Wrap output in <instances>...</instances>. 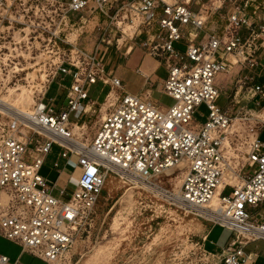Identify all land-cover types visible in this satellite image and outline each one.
Listing matches in <instances>:
<instances>
[{
    "label": "built area",
    "instance_id": "2783aa9c",
    "mask_svg": "<svg viewBox=\"0 0 264 264\" xmlns=\"http://www.w3.org/2000/svg\"><path fill=\"white\" fill-rule=\"evenodd\" d=\"M262 3L0 0L1 235L47 264H60L76 238L89 231L108 178L105 168L112 167L122 172L130 187L167 195L177 207L232 231L222 251L209 252L212 261L203 264H255L257 253L246 251V246L264 239V210L252 211L264 203V117L256 116L264 110V73H256L257 80L248 87L254 107L235 112L218 104V76L239 63L250 69L259 65L264 25L256 29L249 7L257 9ZM221 12L224 26L208 31L209 19ZM258 18L264 21V11ZM108 21L114 25L118 50L126 45L119 35H127L132 42L124 54H131L133 41L139 39L142 51L160 62L167 75L158 77L157 89L175 100L171 106L155 100L152 91L129 92L121 78L109 76L99 59L101 43L94 50L79 45L92 23ZM136 73L149 83L140 66ZM254 76L238 81L234 108L246 80ZM100 81L110 86L105 114L91 143L84 145L73 126L80 124L85 134L84 117L96 104L90 90ZM55 83L58 96L66 90L64 105H57L58 97L47 101ZM22 88L36 99L29 112L3 100ZM202 103L209 115L199 124L193 115ZM54 144L68 162L76 151L79 173L75 187L59 195L52 193L55 184L49 185L41 174ZM169 169L181 175L179 191L162 183L163 175H172ZM0 264L24 263L0 253Z\"/></svg>",
    "mask_w": 264,
    "mask_h": 264
},
{
    "label": "rangeland",
    "instance_id": "374dc122",
    "mask_svg": "<svg viewBox=\"0 0 264 264\" xmlns=\"http://www.w3.org/2000/svg\"><path fill=\"white\" fill-rule=\"evenodd\" d=\"M263 5L264 3L257 9L253 6L249 7V12L255 19L258 31L264 25L263 20L257 19V15H263ZM254 10H257V14H254ZM222 13H217L209 19L208 31L221 29L224 26L225 21ZM113 28L114 25L109 21L106 23H92L89 28L91 32L79 38V45L88 50H94L101 43L99 59H103L106 72L109 71V76H119L128 91L145 93V78L123 66L132 59L133 55L139 52H143L144 56L150 57V55L144 53L139 47V39L133 41L135 46L132 53L124 54L123 51L132 42L127 39L129 38L127 35L122 38L119 35L121 39L119 42H124L126 45H124L123 51L118 50V37L113 38ZM128 34L130 35L132 32ZM103 36H105L106 42L102 41ZM107 43L112 44L110 49L105 51ZM258 63V66L251 69L239 63L234 65L231 71L221 73L218 76V84L221 90L218 104L223 109L228 112H235L239 107H254V102L249 96L248 87L257 80L256 73H264L261 66V64H264V49L261 50ZM110 67L111 69H109ZM158 74L163 77L167 75L164 68H161ZM245 76H254V78L253 80H246V84L238 94L240 103L234 108L232 99L239 89L238 81L241 80V83H243ZM108 90H110V86L102 87L99 83L94 84L91 88V96L94 99L98 98V102L93 107V110L96 111L91 110L84 117L86 128L83 138L88 142L92 141L96 127L105 114L102 108ZM116 90L117 92L121 91V89ZM59 92L58 84L55 83L49 90L47 101L52 97H58L57 105H64L66 90H62L61 96H58ZM113 92L115 91L113 90ZM153 98L165 106H171L175 102L169 95L156 90L153 93ZM262 104L264 105V101ZM208 115L209 109L205 103H202L196 108L193 115L194 121L202 124L207 120ZM73 132L78 133L75 130ZM262 136L264 138V129ZM77 137L79 138V134ZM61 153V147L54 144L45 158L41 174L47 178L49 185L54 184L57 169L67 161ZM56 162L59 164L58 167L55 166ZM172 175L165 174L161 179L166 188L176 191L181 175L178 172ZM63 180L60 184L54 186L52 191L54 195L60 193ZM227 193H232L230 188L227 189ZM172 202L167 195L153 196L130 187L124 179L108 176L96 205V212L89 231L81 233L73 246L74 248L70 250L68 258L72 260L71 264H203L212 261V258H209V252L213 251H210L206 246L205 235L214 223L180 207L177 208ZM263 210L264 203L260 207L252 209L254 213ZM213 230H215L213 238H218L220 243L232 235L231 230L216 225ZM68 258L60 264H65Z\"/></svg>",
    "mask_w": 264,
    "mask_h": 264
},
{
    "label": "crops",
    "instance_id": "0c3cea01",
    "mask_svg": "<svg viewBox=\"0 0 264 264\" xmlns=\"http://www.w3.org/2000/svg\"><path fill=\"white\" fill-rule=\"evenodd\" d=\"M139 66L144 71V73L150 78L149 83H147L146 79H145L144 89L146 91H152L153 93L155 92V90L158 91L157 79H158V77H160L158 72L162 68L160 65V62L151 56L150 57L144 56L143 52L142 53L139 52L138 54L133 55L132 59L130 61L126 62L123 67H125L128 70L134 71L136 73V69ZM109 69H111V67ZM107 72L109 74L108 70H107ZM136 74H138V73H136ZM115 76L119 77L117 75H115ZM98 83L101 84L102 87L108 86V85L103 84L101 81ZM98 83H96V84H98ZM102 90H103V88H102ZM109 91L110 90H108L106 92L105 97ZM129 92H133V91H129ZM90 98L92 99V101H94L96 103L98 102V98L97 99L92 98L91 90H90ZM76 159H74V157H72L69 162L65 161L64 164L57 169V176H56V179L54 180V184L56 186V184H58V183L60 184L62 182V180L64 179L61 190L64 188L72 189L76 185V179L79 177L78 169L75 168V163L77 161ZM43 167H42V169H43ZM61 190H60V192H61ZM215 225L216 224L212 225L208 229V232L205 235L206 241H207V242H205V244L210 251H213L214 253H220L222 251V249L225 247V245L229 242L231 237L233 236V233L225 241L220 243L218 238H216V239L213 238V235L215 233V230H213V228L215 227ZM216 226L223 228V229H227V228L222 227L220 225H216ZM228 230L230 231V229H228ZM246 251L257 253V259H256L255 264H264V239H261V240H258L256 242H252V243L248 244L246 246ZM0 253L7 255L11 261L20 260L24 264H47L40 257L34 255L33 253H31L29 251L24 250L22 245H20L19 243L12 241L10 239H7L6 237L2 236L1 233H0Z\"/></svg>",
    "mask_w": 264,
    "mask_h": 264
},
{
    "label": "bare ground",
    "instance_id": "6f19581e",
    "mask_svg": "<svg viewBox=\"0 0 264 264\" xmlns=\"http://www.w3.org/2000/svg\"><path fill=\"white\" fill-rule=\"evenodd\" d=\"M120 41H121V39H120ZM112 93H114V92L112 91ZM3 100L6 101L7 103H10L11 105H14L15 107H17L19 110H21L23 112H29L30 109H31V106L36 101L35 99H33V96L31 95V93L26 90V88H22V90H20L18 92H14L12 95L3 96ZM105 109H106V105L103 104V108H102L103 113H105ZM256 116L259 117V118H263L264 117V110H261V111L256 112ZM85 128H86V124L84 126V129ZM82 129L83 128L80 126V124H75L73 126V130H75L76 132L78 131V133H74L73 132L77 139L83 138V133L84 132L81 133ZM80 133H81V135H80ZM78 134H79V138L77 137ZM90 143L91 142H88V140H85L84 141V145H89ZM73 156L77 158L76 151H75V154ZM105 170H106L108 176H110V177H114L115 176V177H118L120 179H124L126 181V178L122 175V172L119 169L112 168V167H110V168L106 167ZM173 170L174 169H169L168 173L169 174H172L171 172ZM180 187H181V179H179V181L177 183L176 191H179L180 190ZM218 199H219V193H217L214 196L213 201H212V205H215V206L218 205ZM77 239H78V237L76 238V240ZM75 243H76V241H75ZM75 243H74V245H75ZM69 254H70V252H68L66 254V258H68ZM69 261H70V258H68V261L65 262V264H68Z\"/></svg>",
    "mask_w": 264,
    "mask_h": 264
}]
</instances>
